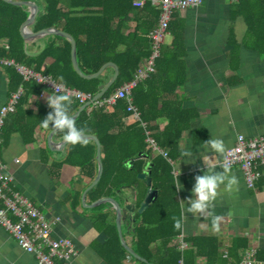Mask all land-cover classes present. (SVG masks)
I'll return each mask as SVG.
<instances>
[{"label":"crops","instance_id":"crops-1","mask_svg":"<svg viewBox=\"0 0 264 264\" xmlns=\"http://www.w3.org/2000/svg\"><path fill=\"white\" fill-rule=\"evenodd\" d=\"M237 3V0H203L197 7L175 11L173 28L166 34L170 36V41L164 40L163 43L165 60L173 62H164L168 78L162 82L157 79L152 84L156 88L154 91H170L178 78V66H183L182 83L173 92L166 93L165 98L169 100L171 107L178 108L179 104L192 114L189 127L179 139L173 158L154 150L148 144L150 153L144 151L148 158H142L146 161L142 171L147 169L149 163L153 164V158L158 155L166 157L172 165L175 199L180 207L182 231L169 246H178L181 240L186 241L190 237L202 235L218 238L223 247L232 238L243 236L248 240V246L264 249V179L257 181L254 188L249 187L242 169L239 166L230 167L228 174L235 176L237 183L231 188L227 187L226 181L221 184L216 197L205 210H189L191 200L188 198L197 195L192 191L196 176L202 175L209 167V162L204 157L216 162L214 171H222L224 154L235 144L239 134L247 137L264 136V53L255 48L254 40L255 37L258 38V34L262 35V30L259 29L256 35H250L246 17L236 12ZM134 26L135 22H132L130 28ZM178 34L181 35L179 46L176 43ZM48 41L50 39L47 35L31 42L25 41L27 53H40ZM53 60V57H49L44 66H48ZM8 67L16 68L0 64V108L13 92L9 88ZM114 74L115 68L107 66L100 75L105 83ZM169 80L172 82L169 83ZM47 88L40 96L30 95L23 108L34 115L38 114L39 100L47 108H51L47 98L62 92ZM161 104L160 100L159 106ZM82 105L83 103L80 107ZM94 107L95 104L91 103L83 110L90 112ZM107 110L112 111L113 107L109 105ZM12 114H9L6 122L9 121L10 127L16 125L18 128L0 143V158L14 177L10 183L11 188L28 198L49 219L60 218L53 224V235L69 237L75 242L78 254L72 259V264H110L102 255L100 247L108 240V229L96 220L99 211L90 210L95 207H87L82 202L84 190L97 175V161L96 168H90L88 173L67 162L56 169L55 164L66 159L71 142L64 147L49 144L48 138L53 129L42 127L41 123L36 125L33 139L29 140L31 133L28 130L24 133L19 131L26 123L22 120V115L19 114L13 120ZM28 119L32 122V115ZM138 120L130 112L123 117L122 127H128ZM168 121L167 117L153 121L150 124L153 126L148 127L150 135L154 137V134L161 133ZM122 127H117L115 132ZM59 130L54 133L53 142L58 143L65 139V135ZM210 138L223 141L222 153L212 150L210 146L206 147V141ZM95 145L97 151L96 142ZM162 149L169 153L168 148ZM91 171H94L93 177L90 175ZM147 188L145 181L140 179L135 185L118 189L110 196L123 206L131 202L136 205L134 220L122 221L124 240L135 251L134 232L136 226L142 222L137 210ZM88 192L86 202L90 204L93 201L88 197ZM77 196L78 202L75 199ZM105 211L111 214L108 224L116 223L114 206L107 205ZM215 217L219 219L214 224ZM160 244V241L154 242L150 248L155 257L164 251L158 249ZM139 261L140 259L127 252L124 264H139ZM198 262L204 264L205 258H199ZM0 264L40 263L33 253L25 251L16 238L0 224Z\"/></svg>","mask_w":264,"mask_h":264},{"label":"trees","instance_id":"trees-1","mask_svg":"<svg viewBox=\"0 0 264 264\" xmlns=\"http://www.w3.org/2000/svg\"><path fill=\"white\" fill-rule=\"evenodd\" d=\"M34 1L37 2L40 11L32 24L33 30L56 27L73 35L77 45V60L84 73H94L109 61L118 65L117 79L100 100L110 96L124 83L133 80L142 60L151 54L150 32L158 25L160 19V9L153 4L152 0H145L142 5L136 4L138 0ZM237 2L236 12L246 17L250 35H256L259 29L262 30V35L258 34V38L255 37L254 40L255 48L264 53V0H237ZM28 15L27 6L0 0V57L12 58L43 74H51L68 87L90 93L92 96L96 95L105 80L101 75L88 79L76 72L72 63L71 42L67 38L47 35L50 41L40 53L36 55L27 53L21 27ZM132 22H135V26L130 28ZM171 28H173V21L169 25V29ZM180 38L181 35L178 34L176 37L178 46ZM232 38L234 39L233 34ZM5 41L9 44L8 49L3 45ZM122 46L124 48H121ZM165 54L162 52L157 58L156 71L143 82H138L132 90L134 104L140 111V119L136 123L122 127L123 117L130 113L127 109V100L123 98L117 99L111 105L112 111L107 110L109 106L107 104H96L90 112L82 110L75 118L76 125L83 130V133L95 134L102 146L104 171L99 182L88 192L91 201L103 196H112L118 189L131 187L140 180L138 174L142 172L146 161L139 158L133 166H130L129 160L135 158L140 151L150 153L147 149L146 131L149 130L148 127L153 126L150 124L160 117H167L169 121L161 133L154 134V139L160 147L169 149L168 157L173 158L177 151L179 139L189 127L192 114L179 104L178 108L171 107V103L165 98L166 93L173 92L182 83L183 66H178V78L170 91H154L155 87L152 84L157 79L162 82L168 78L164 62L166 64L173 62V60H165ZM49 57L54 58L53 62L44 66ZM7 70L10 90L15 91L22 85L25 91L17 111L12 114L13 120L19 114L22 115V120L26 123L19 131L24 133L28 130L31 133L29 138L31 140L36 125L41 123L52 109L47 108L42 100H39V112L34 115L30 110H25L23 105L30 95L40 96L48 88L34 79L25 81L22 74L14 67H8ZM171 82L169 80V83ZM67 96L71 99L69 114L73 115L82 103L73 96ZM160 100L162 104L159 106ZM29 115L33 117L32 122L28 119ZM10 126L11 124L7 121L3 128L4 140L18 128L15 127L16 125ZM119 126L122 128L115 132ZM49 128L54 127L50 125ZM66 131L67 129L59 130L63 135ZM96 152L93 140L81 139L76 143L71 142L66 159L57 162L55 168L58 169L67 162L88 173L90 168L94 169L97 166ZM153 162V186L158 188L159 195L149 208L138 214L142 222L136 226L134 232L136 252L147 260H140L139 264H201L198 259L202 257L205 258L204 264H231L230 261L240 260L241 252L249 245L248 240L243 236L232 238L226 246L230 258L222 255L219 239L214 236L190 237L186 241L191 244L185 249H181L179 245L169 246V243L175 237H179L182 231V222L180 228L175 226L177 220L181 221L180 207L175 199L174 177L170 161L158 155L153 158ZM90 175L93 177L94 171H91ZM75 199L78 202V196ZM110 204L107 202L95 207L99 211L96 220H99V223L109 232L108 240L100 246L101 252L110 264H124L127 250L121 243L116 223L108 224L111 214L105 209ZM158 241L161 243L158 249H164V251L155 257L150 248L154 242ZM257 258L264 260V249H258Z\"/></svg>","mask_w":264,"mask_h":264},{"label":"built area","instance_id":"built-area-1","mask_svg":"<svg viewBox=\"0 0 264 264\" xmlns=\"http://www.w3.org/2000/svg\"><path fill=\"white\" fill-rule=\"evenodd\" d=\"M144 2L145 0H138L136 4L142 5ZM152 2L160 9V19L158 25L150 32V56L141 62L133 80L124 83L103 100L98 99L93 102L95 105H113L119 98L126 99L128 111L137 119H140V111L134 104L132 90L138 82L145 80L156 71V60L161 56L165 36L169 31L175 11L197 7L203 0H152ZM3 45L6 49L9 48L7 41ZM0 64L15 66L25 81L34 79L55 92H65L67 95L73 96L80 103L84 104L93 98L90 93L68 87L57 81L51 74H43L12 58L0 57ZM23 94L24 88L20 85L17 90L11 92L6 103L0 108V143L3 141V128L6 119L9 114L17 111ZM144 125L146 124L144 123ZM146 134L148 145L168 156V151L160 148L154 137L150 135L149 130L146 131ZM224 162L229 163L230 167L239 166L244 173L247 185L254 188L257 181L264 179V136L247 137L244 134H239L235 144L226 150ZM13 180V175L8 172L6 164L0 158V224L16 238L18 244L25 251L33 253L40 264H72V259L78 254L75 242L69 237L53 235V224L60 218L49 219L28 198L14 191L10 185ZM190 244L181 240L178 245L181 249H185ZM220 250L224 257L230 258L226 246L221 247ZM257 253L258 249L250 245L241 252L240 260L230 262L231 264H264V260L257 258Z\"/></svg>","mask_w":264,"mask_h":264},{"label":"water","instance_id":"water-1","mask_svg":"<svg viewBox=\"0 0 264 264\" xmlns=\"http://www.w3.org/2000/svg\"><path fill=\"white\" fill-rule=\"evenodd\" d=\"M5 1L12 3L14 5L27 6V9L29 11V15L21 27V33H22V36H23L25 41L31 42L33 40L38 39L39 37H42V36L48 35V34L62 36V37L67 38L71 42V56H72L73 67L80 76L90 79V78H94V77L99 76L107 66H113L115 68L114 76L108 82L101 84L100 85V91L96 95L93 96L92 100L85 102L79 108V110L75 114L72 115L74 117V119L80 114V112L84 108H86L88 105H90L91 103L95 102L96 100L100 99L101 97H103L105 95V93L111 87V85L115 82V80L119 74V67L115 62H113V61L106 62L105 64H103L101 66V68L98 71H96L94 73H90V74L84 73L81 70L79 63H78V60H77V52H76L77 51V45H76V39L74 38L73 35H71L70 33L66 32L60 28H56V27H45V28H42V29L37 30V31H34L32 29V24L35 22L36 17L40 11V8H39L36 1H34V0H5ZM59 129L60 128H53V130L51 131L50 136L48 138V141H49V144L50 143L55 144V145L59 144L61 147H64L67 143H69L71 141L64 139L58 143L53 142V137H54L53 135ZM83 138H89V139H92L96 142V144H97L96 158H97V163H98V172H97L96 177L90 183V185L84 190V192L82 194L83 204L87 207H97L103 203H107V202L111 203L116 210V226H117V229L119 232V236H120L122 245L127 250V252H129L131 255L135 256L136 258H138L142 261H146L145 258L141 257L130 245H128L125 242L124 236H123L122 221L127 220L129 222V221L134 220L133 216L136 213V205L133 202L128 203L125 206H123L120 204V202L118 200H116L115 198L110 197V196H103V197L93 201L90 204H88L86 202L87 192L91 188H93L101 179L103 171H104V165L102 162L101 143H100L99 138L95 134H87V133H83L82 139ZM139 158H148V154H146L143 151H140L135 158H132L129 160V165L133 166L135 160L139 159ZM152 166H153V164L149 163L147 166V169L138 174V177L140 179H143L145 181L147 187H148L147 193L145 194V197L142 200L140 207L137 210L139 214H141L145 209L149 208L155 202V200L158 198V195H159L158 188L153 186Z\"/></svg>","mask_w":264,"mask_h":264},{"label":"clouds","instance_id":"clouds-1","mask_svg":"<svg viewBox=\"0 0 264 264\" xmlns=\"http://www.w3.org/2000/svg\"><path fill=\"white\" fill-rule=\"evenodd\" d=\"M48 104L51 107V111L42 119L41 126L49 127L50 125L54 128L67 129L65 133V139L73 143L79 142L83 136V130L76 125L75 119L69 114V105L71 104V99L66 94H57L54 96H49ZM216 152L224 151V143L219 138H210L206 141V147H209ZM205 160L209 162V167L204 170L203 174H198L196 176V184L192 191L197 195L189 197L191 200L189 204L190 211H202L211 205V202L217 195L218 187L227 182V187L231 188L237 183V178L235 176H229L230 164L224 162L222 164V171L215 170V161H210L208 157H204ZM219 219L215 217L213 223ZM175 226L177 228L181 227V221L177 220Z\"/></svg>","mask_w":264,"mask_h":264},{"label":"rangeland","instance_id":"rangeland-1","mask_svg":"<svg viewBox=\"0 0 264 264\" xmlns=\"http://www.w3.org/2000/svg\"><path fill=\"white\" fill-rule=\"evenodd\" d=\"M165 41H166V42H169V41H170V36H169V35L166 36ZM90 210L93 211V210H96V208H91Z\"/></svg>","mask_w":264,"mask_h":264}]
</instances>
